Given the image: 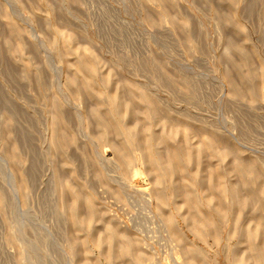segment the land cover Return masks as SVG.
<instances>
[{
	"label": "rangeland",
	"instance_id": "374dc122",
	"mask_svg": "<svg viewBox=\"0 0 264 264\" xmlns=\"http://www.w3.org/2000/svg\"><path fill=\"white\" fill-rule=\"evenodd\" d=\"M0 264H264V0H0Z\"/></svg>",
	"mask_w": 264,
	"mask_h": 264
},
{
	"label": "bare ground",
	"instance_id": "6f19581e",
	"mask_svg": "<svg viewBox=\"0 0 264 264\" xmlns=\"http://www.w3.org/2000/svg\"><path fill=\"white\" fill-rule=\"evenodd\" d=\"M177 157H175V159H176ZM178 159V158H177Z\"/></svg>",
	"mask_w": 264,
	"mask_h": 264
}]
</instances>
